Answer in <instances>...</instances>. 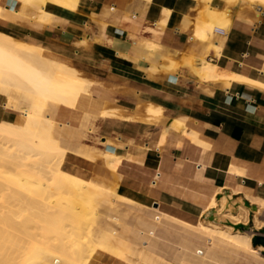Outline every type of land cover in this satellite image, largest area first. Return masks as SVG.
<instances>
[{"label":"crops","instance_id":"0c3cea01","mask_svg":"<svg viewBox=\"0 0 264 264\" xmlns=\"http://www.w3.org/2000/svg\"><path fill=\"white\" fill-rule=\"evenodd\" d=\"M0 3L19 6L17 0ZM43 3L31 0L25 7L27 18L14 10H0V30L59 51L91 81L89 93L95 100L86 107L63 111L59 105L46 112L58 122L59 143L80 152L68 150V163L103 179L112 190L136 194L134 183L142 181L179 194L219 187L216 197L224 194L235 204L248 200L256 206L248 195L264 199V9L257 14L248 5L237 4L229 8L227 31L216 25L209 38L199 39L192 28L208 18L206 5L223 9L225 0H80L76 9L56 5L58 11L48 20L33 19ZM164 7L169 16L160 22ZM199 56L215 64L220 75L204 77ZM149 102L159 112L152 114ZM111 107L117 115L102 114ZM85 108L90 115L85 116ZM11 115L12 121L20 116ZM106 153L117 160L116 171L103 165ZM109 200L104 204L130 206L117 208L132 221L144 217L137 202L120 203L114 196ZM164 202L153 201L158 206ZM213 212L211 208L200 216ZM158 225L176 233L179 245L190 240L191 248L200 253L207 246L208 240L183 227L163 221ZM260 228L249 229L251 236L263 234ZM258 250L260 257L230 245L214 256L220 264H264L263 246ZM193 253L175 246L167 250L163 263L181 264L178 258L184 257L196 264H213ZM100 254L110 264L108 256Z\"/></svg>","mask_w":264,"mask_h":264},{"label":"bare ground","instance_id":"6f19581e","mask_svg":"<svg viewBox=\"0 0 264 264\" xmlns=\"http://www.w3.org/2000/svg\"><path fill=\"white\" fill-rule=\"evenodd\" d=\"M78 1L43 0V5L37 7L31 16L45 21L58 11L56 5L73 8ZM232 1L234 7L237 1L246 3L257 14L264 9V0ZM17 2V8L0 3V10H14L27 18L25 7L31 0ZM206 9L208 18L193 25L192 35L195 38H209L216 25L224 27L226 31L229 29L232 18L228 14L229 10L225 12L209 4ZM168 16L169 9L164 7L160 22H165ZM204 57H198L200 72L204 77L215 78L219 74L218 68ZM225 76L231 77L230 74ZM242 78L249 82L247 78ZM90 85L91 81L82 76L79 69L69 62V58L62 56L59 51L47 45L15 39L0 30V132L10 134V137L0 140V157H9V165L4 163V168L3 165L0 167L1 189H5V186L10 188L8 195L22 197L26 199L23 201L25 203H30L29 200L35 198L48 200L53 195L59 198L52 210L32 212L33 218L40 222L36 223L34 231H29L24 226L25 222L19 228L13 225L8 216L2 215L4 209L0 206V264H28V256H23L33 251L37 252L39 264H60L72 259L78 252L81 253L78 257L81 264H91L90 259L95 253L108 256L110 264H164L168 257L167 250L175 246L184 251H193L194 258L206 259L213 264H220L214 253L230 245L245 248L260 257L259 247L255 248L250 243L249 235L232 226L235 220L246 223L251 206L239 204L234 210L229 205L224 207L226 196L223 194L216 197L219 187L210 186L208 191L188 190L179 194L177 191L168 193L156 182L137 181L134 183L137 190L135 194L129 189L112 190L103 179L88 176L80 166L67 162L66 152L73 149L59 143L58 122L46 112H52L59 105L63 111L71 106L86 107L90 101L95 100L89 93ZM13 92L16 94L13 95ZM151 105L152 102L149 106ZM111 109L112 107L109 112L102 111V114L115 113L114 109L110 112ZM159 109L157 105L150 107L152 114L159 112ZM13 112L20 114L16 121H12ZM88 115L90 109L85 108V116ZM7 141L11 142L6 144ZM201 142L205 143V140ZM73 151L79 152L78 149ZM104 163L112 170H117V160L110 153L104 154L103 165ZM63 196L68 197L67 203L62 201ZM100 196L103 198L99 199ZM110 196H114L120 203H139L138 211L144 217H134L132 221L126 211L118 210L117 206H122L121 204H110ZM248 197L257 204L253 209L255 213L264 210L263 198L252 195ZM107 199L110 202L105 205L106 209H100V205ZM98 200L100 201L96 203ZM155 200L165 202L158 206L154 205ZM168 200L174 201L176 205ZM10 206L8 205V210ZM129 207L123 208L129 210ZM211 208L216 217L220 212L228 215V223L200 216L201 212H207ZM162 221L183 227L203 241L208 240L206 248L202 253L197 252L191 248L193 242L190 240L179 245L176 233L159 227L158 223ZM18 232L25 234L26 238L18 235ZM39 236L46 241H54L55 244H51L49 249H41L31 242L32 239H39ZM25 243L28 245L25 246ZM178 259L181 264H196L184 257Z\"/></svg>","mask_w":264,"mask_h":264},{"label":"rangeland","instance_id":"374dc122","mask_svg":"<svg viewBox=\"0 0 264 264\" xmlns=\"http://www.w3.org/2000/svg\"><path fill=\"white\" fill-rule=\"evenodd\" d=\"M79 1L76 3V6L74 7V9L77 8V5L79 4ZM237 4L247 5L246 3L245 4L241 3L240 1H237ZM233 6H234V2L232 0H225V6H224L223 10L225 12H227L229 10V8H231ZM228 14H229V12H228ZM205 20H202V22L205 21ZM15 39H18V38H15ZM15 94L16 93L13 92V95H15ZM91 129H93V130L95 129L93 124H91ZM6 136L10 137V134H8V133L7 134H3L2 132H0V140H2V141L5 140ZM10 142L11 141H7L6 144H9ZM83 144L85 145V147L91 149L85 142H83ZM71 149L74 150L76 148H71ZM8 161H9V157L8 156L0 157V167H1V165H3L2 168H4V163L6 165H9ZM24 162H27V160H24ZM4 188L5 189H1V186H0V206H2L3 209H4V213L2 215L8 216L10 218L11 223L13 225H15L16 227L23 225V223L25 222L24 226H27L29 231L36 230V228H35L36 223L37 224L40 223L39 221H37V220H35L33 218L34 214H32V212L33 211H37V210L38 211L39 210L40 211H43V210L50 211V210L53 209V205H55L56 201L59 199V198H57L56 195H53L48 200L44 199V198H35V199H32V200H29L30 203L26 202V203H28V204H26L25 202H23L26 199H23L22 197H19V196L10 197L8 195V193H7L8 190H10V188H7L6 186ZM61 199H62V201L66 202V203L68 202V197L67 196H63ZM239 204L246 205L244 203V201L242 202L240 200V202L238 204H235L230 198H226L225 199V203H224V207L226 205H229V208L234 210L235 207L237 205H239ZM8 205H11L9 210H8ZM105 205L106 204L100 205V209H102V210L106 209ZM254 213L255 212H254V210H253V208L251 206L249 208L248 217H247V220H246V224H248V229H241V230L245 231V233H247V235H249V237L251 236V233L249 232V229H251V228L255 229L256 227L259 228L262 225H264V210L255 213L256 214L255 219H253ZM214 214H215V211L213 212L212 216H206V215L205 216L207 218L213 219L215 221H219V222L221 221L223 223H228L227 222L228 221V219H227L228 215H225L223 212L222 213L220 212V213L217 214V217H216V215H214ZM40 215L42 216L43 213H40ZM250 215L252 216L251 219L249 218ZM238 222H242V221L241 220H235L234 221V223H238ZM234 223H232V226H233ZM242 223H245V222H242ZM233 228H236V227L233 226ZM14 232H15V230H14ZM19 234L21 236H23V238H26L25 234H23L21 232H18V235ZM31 242L33 244H35L37 247H39L41 249H45V250L49 249L51 244H53V243L55 244L54 241L53 242L46 241V239L44 237L42 238L40 236H39V239L38 238L37 239H32ZM24 245L26 246V245H28V243L27 244L25 243ZM257 246L259 247L261 245H257ZM36 254H37L36 251L27 252L26 254H24L23 258L25 257V255H27L28 256L27 262H29L28 264H39L38 263L39 257ZM80 255H81V253L78 252V253H76V255L72 259L69 258L67 260H64L60 264H81L79 262V260H78V257ZM90 263L91 264H105L103 259H101V254L100 253H95L94 255H92V257L90 259Z\"/></svg>","mask_w":264,"mask_h":264},{"label":"water","instance_id":"95a60500","mask_svg":"<svg viewBox=\"0 0 264 264\" xmlns=\"http://www.w3.org/2000/svg\"><path fill=\"white\" fill-rule=\"evenodd\" d=\"M244 203L248 206H250L251 204L249 203L248 200H244ZM252 208L254 209V205H251ZM251 215L249 216V218L251 219ZM234 227H238L240 229H248V224L246 223H242V222H238V223H234L233 224ZM260 232L263 233V234H257V233H254L252 236H251V243L252 245H258V244H261L263 246V250H262V253H264V225L261 226L260 228Z\"/></svg>","mask_w":264,"mask_h":264}]
</instances>
